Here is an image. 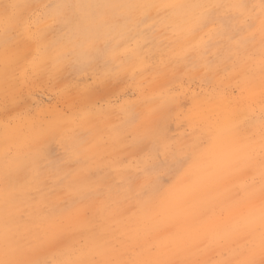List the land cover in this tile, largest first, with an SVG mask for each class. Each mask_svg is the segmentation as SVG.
I'll return each instance as SVG.
<instances>
[{
    "label": "rangeland",
    "instance_id": "374dc122",
    "mask_svg": "<svg viewBox=\"0 0 264 264\" xmlns=\"http://www.w3.org/2000/svg\"><path fill=\"white\" fill-rule=\"evenodd\" d=\"M76 1L0 5V127L28 176L15 236L53 249L40 264H264V0Z\"/></svg>",
    "mask_w": 264,
    "mask_h": 264
},
{
    "label": "bare ground",
    "instance_id": "6f19581e",
    "mask_svg": "<svg viewBox=\"0 0 264 264\" xmlns=\"http://www.w3.org/2000/svg\"><path fill=\"white\" fill-rule=\"evenodd\" d=\"M67 1V0H66ZM78 1V0H77ZM76 1V2H77ZM84 1V3H85V0H83ZM104 1V0H103ZM108 1V0H107ZM111 1V0H110ZM118 1H121V0H118ZM117 1V2H118ZM150 2H155V1H158V0H149ZM205 0H184V1H181V4H184L186 7H188L189 9H192L191 11H194V9H195V5H200V7H203L202 5L205 3L204 2ZM224 1V0H223ZM59 2V1H58ZM62 2V1H61ZM70 2H71V0H70ZM73 2V1H72ZM99 2V1H98ZM159 2H162V3H164L165 5H167V6H169L170 7V9H174V6L175 5H177V4H170L171 2L169 1V0H160ZM193 3L194 5H192L193 7H191V5L189 4V3ZM214 2V1H213ZM217 2V1H216ZM220 2V1H219ZM25 3H27L26 2V0H17V2L15 3V8H17V9H21V7H22V5L23 4H25ZM68 3H69V1H68ZM75 3V2H74ZM92 3V2H91ZM100 3V2H99ZM101 3H102V1H101ZM132 3V2H131ZM136 3V2H135ZM134 3V4H135ZM176 3H178L177 1H176ZM208 3V2H207ZM251 3V2H250ZM41 4V3H40ZM56 4V3H55ZM78 4V3H77ZM87 4H88V2H87ZM93 4V3H92ZM96 4V3H95ZM0 5L1 6H5V0H0ZM69 5V4H68ZM97 5V4H96ZM99 5H101V4H98V6ZM102 5H103V3H102ZM206 5V4H205ZM63 6V5H62ZM86 6V5H85ZM89 6V5H88ZM183 5H181V7H182ZM222 6V5H221ZM3 7H0V8H3ZM74 7V6H73ZM101 7V6H100ZM117 7V6H116ZM228 7V6H227ZM75 8V7H74ZM85 8H87V6L85 7ZM121 8V7H120ZM133 8V7H132ZM135 8V7H134ZM197 8V7H196ZM204 8V7H203ZM63 9H65V8H63ZM108 9V8H107ZM111 9V8H110ZM112 9H114V8H112ZM122 9H123V7H122ZM130 9V8H129ZM231 9V8H230ZM58 10V9H57ZM84 10V9H83ZM93 10V9H92ZM167 10H169V9H167ZM236 10V9H235ZM262 10V9H261ZM4 11V9L2 10V12ZM59 11V10H58ZM118 11H119V9H118ZM199 11V10H198ZM232 11V10H231ZM123 12V11H122ZM178 12V11H177ZM189 12V11H188ZM188 12H185V13H188ZM207 12V11H206ZM229 12V11H228ZM98 13V12H97ZM115 13H117V12H115ZM120 13V12H119ZM162 13V12H161ZM184 13V14H185ZM196 13V12H195ZM199 13V12H198ZM215 13V12H214ZM231 13V12H230ZM257 13V12H256ZM74 14V13H73ZM175 14V13H174ZM210 14V13H209ZM208 14V15H209ZM124 15V14H123ZM178 15H179V13H178ZM190 15H192L193 16V14H190ZM198 15V14H197ZM214 15V14H213ZM238 15V14H237ZM240 15V14H239ZM260 15V14H259ZM96 16H97V14H96ZM119 16H121V15H119ZM118 16V17H119ZM236 16V15H235ZM87 17V16H86ZM175 17V16H174ZM195 17V16H194ZM243 17V16H242ZM254 17V16H253ZM129 18V17H128ZM171 18V17H170ZM177 18V17H176ZM191 18V17H190ZM125 19V18H124ZM127 19V18H126ZM135 19H137V18H135ZM183 19V18H182ZM236 19V18H235ZM192 20V19H191ZM213 20V19H212ZM189 21V20H188ZM239 21V20H238ZM246 21V20H245ZM178 22H179V20H178ZM190 22V21H189ZM172 23V22H171ZM170 23V24H171ZM173 23H175V22H173ZM188 23V22H187ZM186 23V24H187ZM245 24V23H244ZM183 26V25H182ZM167 27V26H166ZM189 27V26H188ZM191 27V26H190ZM169 28V27H168ZM198 29V28H197ZM185 30V29H184ZM75 31V30H74ZM79 33V32H78ZM202 33V32H201ZM73 34V33H72ZM76 35V34H75ZM78 35V34H77ZM82 35H83V32H82ZM86 35V34H85ZM84 35V36H85ZM88 35V34H87ZM177 35H178V33H177ZM79 36H80V34H79ZM176 36V35H175ZM209 36V35H208ZM207 36V37H208ZM117 37V36H116ZM130 37V36H129ZM134 37V36H133ZM174 37V36H173ZM182 38V37H181ZM199 38V37H198ZM170 39H173V38H170ZM190 39V38H189ZM192 40V39H191ZM195 40V39H194ZM77 41V40H76ZM175 41V40H174ZM186 41H188V40H186ZM196 41V40H195ZM64 43V42H63ZM80 43V42H79ZM78 43V44H79ZM192 43V42H191ZM171 44V43H170ZM75 45L76 46H78L76 43H75ZM187 45V44H186ZM55 46V45H54ZM60 46V45H59ZM63 46V45H62ZM184 46V45H183ZM196 46V45H195ZM79 47H80V45H79ZM61 48V47H60ZM64 48V47H63ZM186 48V47H185ZM212 48V47H211ZM210 48V49H211ZM77 49H80V48H77ZM76 49V50H77ZM84 49V48H83ZM179 50V49H178ZM197 50V49H196ZM208 50V49H207ZM74 51V50H73ZM182 52V51H181ZM199 52H200V50H199ZM214 52V51H213ZM190 53V52H189ZM202 53V52H201ZM204 53V52H203ZM190 55H192V54H190ZM194 56V55H193ZM196 57V56H195ZM200 58V57H199ZM198 59V58H197ZM196 59V60H197ZM186 60V59H185ZM189 60V59H188ZM204 60V59H203ZM204 62V61H203ZM207 67V66H206ZM169 73V72H168ZM204 73V72H203ZM218 77V76H217ZM250 77H252V74H251V76ZM220 78V77H219ZM202 79V78H201ZM244 81V80H243ZM213 82V81H212ZM251 82V81H250ZM264 82V81H263ZM263 82H261V83H263ZM242 83H244V82H242ZM257 83H259V81L257 82ZM256 83V84H257ZM216 84V83H215ZM225 84V83H224ZM255 84V83H254ZM220 86V85H219ZM249 87H250V85H249ZM248 87V88H249ZM256 87H257V85H256ZM258 87H262V84H261V86L259 85ZM257 87V88H258ZM255 88V87H254ZM254 88H253V90H254ZM247 89V88H246ZM259 89V88H258ZM250 96V95H249ZM217 97V96H216ZM213 98V97H212ZM226 98V97H225ZM229 98V97H228ZM228 98H226V100L228 99ZM207 100V99H206ZM214 100V99H213ZM232 100H234L233 98H232ZM209 101V100H208ZM240 101V100H239ZM238 101V102H239ZM175 102V101H174ZM227 103H229V101L227 100L226 101ZM232 103H234V102H232ZM171 104V103H170ZM200 104V103H199ZM216 104V103H215ZM239 104V103H238ZM206 106H207V104H205ZM213 105V104H212ZM235 105V104H234ZM240 105V104H239ZM241 105H244V104H242L241 103ZM223 106V105H222ZM237 106V105H236ZM235 106V107H236ZM218 108H219V106H217ZM217 107H214V108H217ZM243 107V106H242ZM212 108H213V106H212ZM213 108V109H214ZM244 108H245V105H244ZM244 108H241V109H244ZM225 109V108H224ZM201 110H202V108H201ZM200 110V111H201ZM223 109H221V111H222ZM245 111H246V109H244ZM167 111V110H166ZM166 111L165 112H163V120H165V122L164 123H166L167 122V120H166V118H168L167 116H168V114L166 113ZM232 111H233V109H232ZM237 111V110H236ZM240 111H242V110H240ZM244 111V113H246ZM251 111V110H250ZM227 112H229V111H227ZM226 111H225V113H227ZM234 113V112H233ZM205 114V113H204ZM209 114V113H208ZM211 114V113H210ZM216 114V113H215ZM238 114V113H237ZM243 114V113H242ZM252 114V113H251ZM239 115V114H238ZM241 115V114H240ZM239 115V116H240ZM245 115V114H244ZM238 116V117H239ZM246 116V115H245ZM244 116V117H245ZM237 117V118H238ZM247 117H250V116H247ZM246 117V118H247ZM241 118V117H240ZM245 118V119H246ZM239 119V118H238ZM244 119V120H245ZM250 119H251V117H250ZM255 120V119H254ZM253 120V121H254ZM248 121V123H247V126H246V124H245V126L246 127H248V129H249V131H250V128H251V123H250V121H249V119L247 120ZM252 121V122H253ZM257 121H259L258 119H257ZM242 122V121H241ZM255 122V124L253 123V125H254V127L256 128V130L258 129H261V130H263L262 128H260L258 125H260V124H258L257 125V123H256V121H254ZM234 123H235V121H234ZM261 123V122H260ZM235 125V124H234ZM252 125V126H253ZM244 126V125H243ZM244 126V127H245ZM259 128H258V127ZM243 127V128H244ZM261 127H262V125H261ZM242 128V129H243ZM235 129V128H234ZM237 129V130H236ZM235 130L236 131H238V129H239V131H240V128H239V126L236 128ZM253 129V128H252ZM251 129V130H252ZM245 130H247V129H245ZM48 131V130H47ZM45 132V131H44ZM213 132V131H212ZM244 132H246V133H248L249 135H250V133L248 132V131H244ZM258 132V131H257ZM10 133V131L9 130H7V129H5V127H0V185H1V187H2V191H3V201H2V203H0V261H3V260H10V261H13V262H15V264H40L42 261H43V256L45 255L44 253L47 251V249L49 248V245H47V244H37V245H29L28 243H23V241L18 237H16L15 236V230L14 229H16V224H17V222L11 217V215H10V213L11 212H13L14 211V209L16 208V205L15 204H17V193H20L21 192V189H22V187H23V185L25 184V179L28 177H26V171H25V173H24V167L26 166V163H27V161H23V160H19V161H17V159H7V153L5 152V150H4V148L6 149V146H7V142H6V140H7V138H6V135L7 134H9ZM215 133V132H214ZM237 133H239V132H236V134ZM252 133V132H251ZM258 133H260V132H258ZM258 133L256 134V136L258 135ZM40 134H42L41 133V131H40ZM201 134V133H200ZM240 134V136H241V132L239 133ZM253 134V133H252ZM235 135V134H234ZM248 135V136H249ZM247 136V137H248ZM35 137H38V132L35 134ZM43 137V136H42ZM123 137H124V135H123ZM123 137H121V138H123ZM143 137V136H142ZM146 137V136H145ZM194 138V137H193ZM196 138V137H195ZM238 138H240L239 137V135H238V137L236 136V139H238ZM241 139H243V137H241ZM261 139V142H262V138H260ZM260 139H258V140H256V141H259ZM148 140V139H147ZM193 140V139H192ZM191 140V141H192ZM197 140H199L198 138H197ZM252 140H253V137H252ZM194 141V140H193ZM199 142V141H198ZM248 142H249V139H248ZM253 142V141H252ZM252 142H251V144H252ZM254 142H255V138H254ZM260 142V141H259ZM144 143V142H143ZM241 143V142H240ZM149 144V143H148ZM262 144V143H261ZM140 145H141V141H137V143H136V146L137 147H140ZM248 148V147H247ZM254 148V147H253ZM252 148V149H253ZM257 148V147H256ZM263 149V146H262V148H261V150ZM264 150V149H263ZM245 151V150H244ZM253 151V150H252ZM260 151V150H259ZM50 152V151H49ZM241 152H243V151H241ZM245 153V152H244ZM257 154V153H256ZM249 155V154H248ZM252 155V154H251ZM258 156V155H257ZM170 157V156H169ZM263 157V156H262ZM252 159V158H251ZM259 159V158H258ZM240 160V159H239ZM260 160V159H259ZM258 160V161H259ZM241 161V160H240ZM252 162H253V160H252ZM251 162V163H252ZM242 164V163H241ZM250 165V164H249ZM28 166H30V165H28ZM249 167V166H248ZM256 168V167H255ZM262 168V167H261ZM27 169V168H26ZM192 171H193V169H192ZM191 171V172H192ZM28 172H29V170H28ZM247 172V171H246ZM242 174V173H241ZM257 174V173H256ZM189 176H190V174H189ZM254 176V175H253ZM188 177V176H187ZM192 178V177H191ZM196 180V179H195ZM195 180L194 181H192V180H190L189 181V185H188V187H187V189L184 191V189H183V191H182V196H184V198L185 199H190V196H192V192H194V191H198V187H197V184L195 183ZM186 181H187V179H186ZM192 181V182H191ZM191 182V183H190ZM261 183V182H260ZM264 184V183H263ZM209 188V187H208ZM202 189V188H201ZM204 190V189H203ZM212 192V191H211ZM250 192V191H249ZM264 192V191H263ZM167 197V196H166ZM215 197V196H214ZM262 197V196H261ZM264 197V196H263ZM210 197H209V195L207 194V193H198L196 196H194V198L192 199V197H191V199H190V202H192V204H193V206H195L196 208L197 207H202L203 205H209L210 204V199H209ZM259 202L258 203H260V201H262V199L261 200H258ZM134 202V201H133ZM257 203V202H256ZM262 203V202H261ZM100 204V203H99ZM187 204V203H186ZM212 204V203H211ZM210 204V206H209V208H212L213 207V205H211ZM263 205H264V203H262ZM6 205V206H5ZM7 205H8V207H7ZM94 205V204H93ZM112 205V204H111ZM257 205V204H256ZM89 206V205H88ZM260 207H261V205H259ZM5 207H7V209H5ZM171 207H173V206H171ZM177 207V206H176ZM186 207V206H185ZM185 207H183V208H185ZM264 207V206H263ZM90 208V207H89ZM92 208V207H91ZM90 208V209H91ZM132 208H134L135 209V207H133V205H132ZM168 206L167 207H161V209H162V211L165 213V212H167L168 211ZM214 208V207H213ZM94 209V208H93ZM92 210V209H91ZM90 210V211H91ZM188 210V209H187ZM264 210V209H263ZM93 211V210H92ZM208 212H209V210H208ZM86 213V212H85ZM91 213V212H90ZM94 213V212H93ZM92 213V214H93ZM195 213V212H194ZM201 213V212H200ZM203 213V212H202ZM207 213V212H206ZM86 214H88V213H86ZM85 214V215H86ZM97 214H98V212H97ZM191 214V213H190ZM196 214H198L199 215V213H196ZM205 214V213H204ZM178 215H180V210L179 209H177L176 211H175V213H174V216H178ZM206 215V214H205ZM22 217V216H21ZM188 217V216H187ZM206 217V216H205ZM80 218V217H79ZM180 218V217H179ZM185 218V217H184ZM183 218V219H184ZM193 219H195L194 217H192ZM201 218H202V216H201ZM135 219H140L141 221H152V219H151V217L147 214V213H145V212H143V211H140L139 212V214H138V216H136L135 217ZM182 219V220H183ZM187 219V218H186ZM205 219V218H204ZM187 221V220H186ZM190 221V220H189ZM201 221V220H200ZM66 222L67 223H69L70 222V220H69V218H67V220H66ZM182 222H184V221H182ZM191 222H192V220H191ZM181 223V222H180ZM199 223V222H198ZM190 224H192V223H187V225H190ZM194 224V223H193ZM155 225V224H154ZM178 225V224H177ZM173 227H175V226H173ZM154 228H155V233H158V232H160V231H163V227L160 225H155L154 226ZM189 228V227H188ZM172 229V228H171ZM175 229V228H174ZM183 229V228H182ZM169 230V229H168ZM171 232H172V230H171ZM180 233V232H179ZM61 235V232L60 231H55V234L53 233V237H59ZM100 237H101V235H99ZM99 236H97V238L96 237H94L92 240V243L91 244H93V245H96V244H98V245H100L101 244V241H100V237ZM206 236V235H205ZM207 236H208V234H207ZM200 237H201V235H200ZM199 237V238H200ZM202 238V237H201ZM156 241L157 242H159L158 240L159 239H161V235L160 234H156ZM203 239V238H202ZM96 240V241H95ZM150 240H153L154 241V239H150ZM171 240V239H170ZM243 241V240H242ZM197 243V242H196ZM53 251V249H51V250H48L47 252H52ZM188 263V262H187Z\"/></svg>",
    "mask_w": 264,
    "mask_h": 264
},
{
    "label": "snow or ice",
    "instance_id": "6c2138e0",
    "mask_svg": "<svg viewBox=\"0 0 264 264\" xmlns=\"http://www.w3.org/2000/svg\"><path fill=\"white\" fill-rule=\"evenodd\" d=\"M146 7H151V6H146ZM209 22H214V21L210 20ZM0 264H15V262L10 261V260H3V261H0Z\"/></svg>",
    "mask_w": 264,
    "mask_h": 264
}]
</instances>
